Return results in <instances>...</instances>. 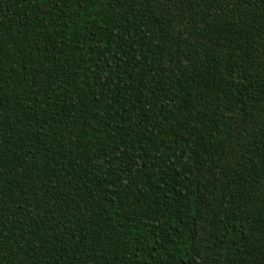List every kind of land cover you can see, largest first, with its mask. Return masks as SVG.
I'll list each match as a JSON object with an SVG mask.
<instances>
[{"label":"trees","instance_id":"16d2710c","mask_svg":"<svg viewBox=\"0 0 264 264\" xmlns=\"http://www.w3.org/2000/svg\"><path fill=\"white\" fill-rule=\"evenodd\" d=\"M0 264H264V0H0Z\"/></svg>","mask_w":264,"mask_h":264}]
</instances>
